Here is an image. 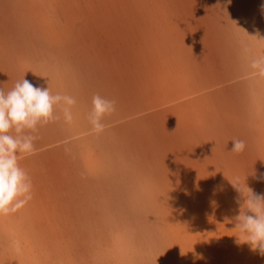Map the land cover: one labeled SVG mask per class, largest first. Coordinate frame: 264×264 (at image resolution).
Instances as JSON below:
<instances>
[{"label": "rangeland", "instance_id": "374dc122", "mask_svg": "<svg viewBox=\"0 0 264 264\" xmlns=\"http://www.w3.org/2000/svg\"><path fill=\"white\" fill-rule=\"evenodd\" d=\"M262 4L0 0V87L76 100L19 154L32 199L0 214V264H264L231 184L264 195ZM96 94L115 101L99 132Z\"/></svg>", "mask_w": 264, "mask_h": 264}, {"label": "clouds", "instance_id": "9594fccd", "mask_svg": "<svg viewBox=\"0 0 264 264\" xmlns=\"http://www.w3.org/2000/svg\"><path fill=\"white\" fill-rule=\"evenodd\" d=\"M261 9L264 10V4ZM249 67L264 78V55L251 59ZM75 104L74 97L52 94L49 87L34 85L25 78L7 92L0 87V214L14 213L32 199V181L19 164V154H35V141L39 138L35 133L40 127L61 119L57 107L61 108L63 120L71 123ZM114 111V100L94 95L88 114L94 130L102 131L104 117ZM232 143L231 151L235 153L243 152L246 147L240 139H233ZM255 179L264 181V174ZM231 184L244 197L240 214L235 217V228L240 233L236 243L248 244L252 251L264 255V195L253 193L249 187L245 195L238 178Z\"/></svg>", "mask_w": 264, "mask_h": 264}, {"label": "bare ground", "instance_id": "6f19581e", "mask_svg": "<svg viewBox=\"0 0 264 264\" xmlns=\"http://www.w3.org/2000/svg\"><path fill=\"white\" fill-rule=\"evenodd\" d=\"M35 20H36V18H35ZM165 101V100H164ZM167 101V100H166ZM151 102V101H150ZM149 104V103H148Z\"/></svg>", "mask_w": 264, "mask_h": 264}]
</instances>
